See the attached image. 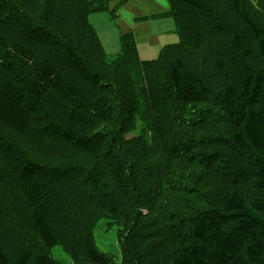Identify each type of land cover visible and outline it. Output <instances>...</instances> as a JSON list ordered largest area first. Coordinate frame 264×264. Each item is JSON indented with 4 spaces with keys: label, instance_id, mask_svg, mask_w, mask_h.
Listing matches in <instances>:
<instances>
[{
    "label": "trees",
    "instance_id": "trees-1",
    "mask_svg": "<svg viewBox=\"0 0 264 264\" xmlns=\"http://www.w3.org/2000/svg\"><path fill=\"white\" fill-rule=\"evenodd\" d=\"M129 1L0 0V264H264V0H166L150 60Z\"/></svg>",
    "mask_w": 264,
    "mask_h": 264
},
{
    "label": "crops",
    "instance_id": "crops-1",
    "mask_svg": "<svg viewBox=\"0 0 264 264\" xmlns=\"http://www.w3.org/2000/svg\"><path fill=\"white\" fill-rule=\"evenodd\" d=\"M167 10L168 4L166 0H131L117 13V24L115 25V29L106 17L105 19L102 17L103 27L106 31L105 37L118 33V30L122 33L120 37L122 35L132 33L137 44L138 53L140 54L139 41H143L144 43L154 46L161 43L164 35L171 33L175 36V26L169 17H154ZM118 51L119 49L117 47V49L112 53ZM155 51L157 50L147 49L146 54L154 55Z\"/></svg>",
    "mask_w": 264,
    "mask_h": 264
},
{
    "label": "rangeland",
    "instance_id": "rangeland-1",
    "mask_svg": "<svg viewBox=\"0 0 264 264\" xmlns=\"http://www.w3.org/2000/svg\"><path fill=\"white\" fill-rule=\"evenodd\" d=\"M255 13V14H254ZM260 14H262L261 12L258 13L255 10H252L250 15L252 17H254L256 19L257 22H259L261 19H263ZM256 15V16H255ZM263 15V14H262ZM102 17L105 19V17L112 23L113 28H116V21H114V19L111 17L109 12H100V13H95L90 15L89 17V22L92 26V28L95 30V33L98 37V39L101 41V44L104 48V50L108 53V54H115L112 53L114 52L117 47L118 49L120 48V42H119V37L122 33H120V31L118 30L116 34H112L108 37H105L106 31L103 27V23H102ZM171 21L172 19L169 18ZM262 23H264V20L262 21ZM179 38L177 36V34H175V36L173 34H168V35H164L162 37V41L159 45H149L147 43H144L143 41H139V57L140 59L142 58L143 60H150V59H155L158 54L159 51L161 50V48L167 44H172V43H176L178 42ZM147 49H155L157 51H155L154 55H147L146 54V50ZM255 53L257 54L256 50H254ZM261 58L257 55H254L253 57H251L250 59H248L247 63L248 65L252 66V65H257L261 63ZM208 70L211 72V68H208ZM238 70H240V68H238ZM225 162H228V160L230 159L228 157V155L226 157H223ZM248 188V185H246ZM247 192H250V188L248 189ZM143 211V210H141ZM146 211H143L142 214H146ZM94 237H95V242L97 244V246L99 247V249L109 253V254H113V255H118L117 251V231L116 229L113 230H107L106 226L104 225L103 222H100L95 233H94ZM52 256L54 258V260H56L58 263L60 264H71L69 261V258L67 257V255L62 251V249L60 247H55L52 250Z\"/></svg>",
    "mask_w": 264,
    "mask_h": 264
}]
</instances>
